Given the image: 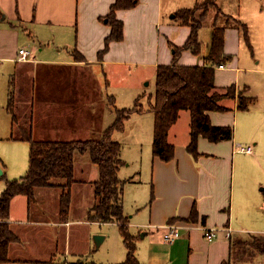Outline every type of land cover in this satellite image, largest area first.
Instances as JSON below:
<instances>
[{
  "label": "crops",
  "instance_id": "0c3cea01",
  "mask_svg": "<svg viewBox=\"0 0 264 264\" xmlns=\"http://www.w3.org/2000/svg\"><path fill=\"white\" fill-rule=\"evenodd\" d=\"M113 2L0 0V91L4 87L7 90L4 108L10 115L8 102L14 90L21 99L20 104L32 112L33 132L37 139L90 140L96 134L101 137L117 117L116 102L119 97L111 93L112 89L108 86L109 76L112 77L109 68L137 65L143 71L153 70L156 75L159 65L172 63V43L162 30L170 32L176 29L174 25L163 22L167 8L164 0H139L133 7L119 9L116 13L124 22V38L112 41L108 51L100 55L105 47V38L111 31L106 15ZM261 13L259 10L257 16ZM46 32L50 34L48 43L44 42L47 40ZM226 39L227 30L225 49ZM46 43L52 49L66 51L67 56L40 57L44 55L43 46ZM21 48L32 51L31 60L19 58ZM38 51H41L39 55ZM183 52L186 54L188 50ZM186 60L188 62L183 65H199L193 57ZM262 61L260 58L256 63ZM90 65L99 69V77L97 73L86 71ZM236 65L237 61L232 66H216V74L217 71H229L227 80L222 83L216 77L217 89L223 90L225 86L236 83L237 88H247L253 100L247 109L241 110L237 107V98H225L221 103L230 109L209 113L212 123L233 126L231 139L211 141L200 135L199 154L194 156L187 149L191 139V113L181 110L168 134V140L175 145V156L166 161L153 153V114L151 128L145 130L148 134L152 132L151 145L149 150L146 147L142 150L143 140L139 138L140 152L137 155L141 168L135 171L141 174L143 180L147 176L150 190H140L139 183L131 182L136 173L123 178L120 175L122 167L119 169V176L124 181V210L130 219V232L135 237L136 255L141 264H226L230 258L232 236L249 230L240 227L236 217V180H241L243 176L237 158L241 152L237 147L239 144H252L255 151L246 157L256 159L261 155L255 153L260 152L262 147L257 129L250 121L264 124V102L260 95L253 93L255 79H246L241 85V73L246 70ZM53 66L58 67L60 72L49 69L48 73H41L44 80H51L45 89L37 90V70ZM249 70L264 73V67L259 65L250 66ZM55 72L56 82L52 81ZM146 76L141 74L142 78ZM83 78L89 85L83 83ZM260 82L264 84V79ZM24 87L26 90L30 88L29 93ZM140 90L133 85L122 92L136 96ZM153 94L148 106L140 103L143 108L141 115H150ZM7 121L9 130L4 131L2 127L6 125L0 120V138L13 140L12 115ZM241 126L251 128L253 133L241 132ZM24 150L26 153L30 151V144L29 147L23 145ZM26 156L28 165L23 164L24 175L29 167V154ZM123 160L122 166L132 164L130 159H127L128 162ZM1 165L2 175L8 179L15 176L11 175L10 166L6 163ZM148 165H151L150 170L146 169ZM86 171V168H81L76 175L75 170L76 181L71 186V205L67 213L61 211L63 188L60 186L42 188L40 196L44 203L37 208L34 203L29 206L28 197L24 194L12 199L9 221L19 240L11 244L10 259L5 264H69L77 261H82V264H123L128 248L118 223L89 219L88 213L95 201L93 182L98 178L97 167L92 163L84 174ZM48 194L49 197L46 196ZM193 211L196 212L194 219L191 218ZM169 223L180 230V237L173 241L164 239L165 226ZM80 227L86 229L83 237L79 235ZM209 228L218 230L213 240L205 238L204 229ZM226 228H231L230 236H227ZM94 234L104 235L99 246L95 244Z\"/></svg>",
  "mask_w": 264,
  "mask_h": 264
},
{
  "label": "trees",
  "instance_id": "16d2710c",
  "mask_svg": "<svg viewBox=\"0 0 264 264\" xmlns=\"http://www.w3.org/2000/svg\"><path fill=\"white\" fill-rule=\"evenodd\" d=\"M139 0H114L110 12L106 15L111 31L105 38V47L100 55L108 51L110 43L124 38V22L117 17L119 9L135 6ZM212 8H217L223 17L234 20L235 25L242 27L249 42V27L238 18L223 11L217 0H204L191 8H181L175 14L182 25L191 26V34L181 46L174 47V58L171 64H161L157 67L154 101L150 110L155 115L153 134V153L163 160H171L175 156V145L168 140L170 127L178 120L181 110L191 113V139L187 145L188 151L196 156L199 154L198 140L204 135L211 141L231 139L232 125H217L212 123L210 111H226L229 107L223 105L224 98H234L237 85L232 83L223 90L217 89L216 66L226 63L232 56L225 51L226 26L219 23L222 18H216L212 23L208 51L204 55L203 65H183L179 59L184 50H190L200 56L202 42L199 31ZM230 21H227L229 24ZM250 43V42H249ZM173 45V44H172ZM137 98L133 107L116 108L115 122L103 131L98 139H37L33 132V115L20 104L21 99L14 90L11 91L8 110L12 115L13 139L25 140L30 144L29 167L25 175L19 179H8L5 189L0 195V264L9 261V249L19 236L13 230L9 221L12 199L18 194L28 197L29 206L37 200L38 190L51 186L63 188L61 211L67 213L71 205V186L76 181L75 154H89L91 162L98 168V178L93 182L95 201L88 215L90 220L101 222H117L128 248L127 259L123 264H141L136 255L135 237L130 232V219L123 205L124 181L119 176V169L124 164L121 157L122 144L114 138L115 131H123L125 121L134 111L143 108ZM253 97H243L237 105L241 110L247 109ZM21 113V114H20ZM153 199V196L151 197ZM192 212L191 218H195ZM249 240L232 242L231 253L235 245L244 243L253 251L264 254V233H251ZM228 260V261H229ZM227 261V262H228ZM226 262V264H228ZM82 261L69 264H82Z\"/></svg>",
  "mask_w": 264,
  "mask_h": 264
},
{
  "label": "rangeland",
  "instance_id": "374dc122",
  "mask_svg": "<svg viewBox=\"0 0 264 264\" xmlns=\"http://www.w3.org/2000/svg\"><path fill=\"white\" fill-rule=\"evenodd\" d=\"M204 0H164V5L167 6L165 8L164 12V23L170 24L171 26L174 25V29L172 31L162 30V33L168 37V39L171 41L173 45H171V51H174L175 46H181L182 43L186 41L187 35L191 34V26L188 25H182L180 20L175 17V14L177 11L181 8H191L196 6L198 2H202ZM218 5L225 11L226 13L233 15V17L240 19L244 23H246L249 27V42L247 38L245 37L244 31L242 27H239L235 25L234 20L229 17H223V14L219 13V10L217 8H212L209 12V15L207 17V20L201 27L199 31V38L202 42V50L201 55L195 56L190 50L188 52H182L181 57L179 59V63H187L188 60H186L188 57H193L195 62L201 65L204 63V55L208 51V41H209V35L212 27V23L216 18H222L219 20V23L226 26L227 30V38L226 39V53L231 55L232 58L227 61L226 63H223L227 66H232L237 61L236 67H239L243 70L241 73V85L245 82L246 79H255V92L261 97V101L264 102V84H261L260 81H262V78L264 79V73H255L253 71L249 70L250 66H256L259 65V67H264V28L262 25L264 24V0H217ZM164 6V7H165ZM259 10L262 11L261 16H257ZM227 21H230L229 24H227ZM166 28V25L164 26ZM45 40L44 42H47L50 39V34L48 32L45 33ZM167 39V38H166ZM48 43V42H47ZM43 46V52L44 55H40V57H55V55H65L67 56L66 51L64 50H56L52 49V47ZM29 47L34 48L33 45H29ZM39 48V47H38ZM38 51L37 55H39ZM189 54V55H187ZM262 58V63L257 64V59L259 60ZM187 61V62H186ZM55 65V64H54ZM218 66V65H217ZM54 68H39L38 71V78L35 80L37 85V90L45 89L48 85L47 83H50L49 81L51 78H48L47 80H44L42 76L40 75L43 72L48 73L49 69L52 71L60 72V69L56 66H53ZM140 66L134 65H126L123 66V68H109V71L112 73V77L109 76V84L108 86L112 89V92L114 95H118V100L116 102V106L118 108L123 107H132L134 105L135 98L139 95H142L140 97V103L144 105L145 107L148 106L150 95L155 92V81H156V75L154 74L153 70L147 69L146 71H143L142 69H139ZM86 71L97 73V77L100 75V71L98 68H95L94 65H90L86 67ZM56 72L53 75L52 81L56 82ZM141 74H147L146 77L142 78ZM229 74V71L223 73L218 72L216 74V77L218 78L219 83H222L223 80H227V77ZM256 74H259L260 77L254 78ZM223 75V76H222ZM225 75V76H224ZM220 79V80H219ZM83 83L87 84L86 80L82 79ZM258 82V84H257ZM227 83V82H224ZM89 85V84H87ZM136 85L139 87L140 92L136 96H130L122 91L125 88H130L131 86ZM25 91L29 93L30 88ZM26 92V93H27ZM241 96L248 97L249 93L247 88H236L235 97L238 100V103L241 99ZM41 96H39L40 98ZM230 98V97H227ZM7 99V90L6 87H4L0 91V120L2 123L6 125L5 128L2 127L4 131L9 130L7 127L8 125V116L9 113L6 112L4 105L6 103ZM225 99V98H224ZM8 101V100H7ZM150 115H141L140 111L134 112L131 115V118L127 119L125 121V128L123 131H115L114 138L121 142L123 150L121 151V157L128 162L127 159H130L132 164H125L124 166H121L122 169L120 170V175L123 178H127L131 175L135 174V177L133 181H136V183H139L138 186L141 189L144 188V190L149 191L150 190V183L147 181V176L144 177L145 180L142 179L141 174L139 172V168H141L140 160L137 153L140 152L139 145V138H142L143 142L141 143L142 150L146 147V149L149 150L151 141H152V132H145L146 128H151L152 119L151 116H154L152 111H149ZM184 112H187L190 114L189 110H185ZM21 114V113H20ZM150 118V119H149ZM184 119V116H183ZM246 123H248V120L246 119ZM253 128L257 129L258 132V138L260 140V146L262 149L260 152H255L256 154H261L256 159H251L246 157L247 154L254 153L255 149H253L252 153H240L238 154V159L240 161V167L241 171L243 172L242 179L236 180V197H234L235 200V206L237 205V221L240 227H244L249 229L248 231H245V233H238L232 236V242L241 241L244 242L245 240H249L251 233H264V124L261 122H251ZM256 124L258 125L256 127ZM252 132L253 130L251 128H245L241 126V132ZM91 138H100L97 134L95 136H91ZM248 144V143H247ZM23 145H27L29 147V142L25 140H19L15 141L14 139L9 138H0V167L1 164L6 163L8 166H10L11 175H15L12 178L19 179L22 175H24L26 170H22L23 164L27 163L28 165V159L27 156L29 154V150L27 153L23 152ZM29 157V156H28ZM92 165V162L90 160L89 154H81L76 153L75 154V170L76 175L80 173L81 168H90ZM151 165H148L146 169L150 170L149 168ZM87 171L84 173L86 174ZM2 176V174L0 173ZM97 176H98V168H97ZM11 178V177H10ZM11 178V179H12ZM142 184V185H141ZM235 188V184H233ZM5 188V182L4 179H0V195L2 191ZM45 189V188H44ZM43 189L38 190V199L34 203V207L37 208L38 206H43V200L41 199V191ZM50 196V194L46 195ZM40 198V199H39ZM128 201V199H127ZM128 205L126 204V207ZM128 210V208H126ZM129 212V210H128ZM129 215L131 213L129 212ZM85 226V225H84ZM86 233L85 227H80L79 235L81 237L84 236ZM95 235V234H94ZM251 239V238H250ZM228 264H264V254L253 251L250 247L246 246L244 243L241 245H235L233 249L232 254V262L229 260L227 262Z\"/></svg>",
  "mask_w": 264,
  "mask_h": 264
},
{
  "label": "built area",
  "instance_id": "2783aa9c",
  "mask_svg": "<svg viewBox=\"0 0 264 264\" xmlns=\"http://www.w3.org/2000/svg\"><path fill=\"white\" fill-rule=\"evenodd\" d=\"M20 53V59L22 60H31L32 59V51L27 49V48H21L19 50ZM218 67H224V64H219ZM237 149L240 152H245V153H252L253 152V145L252 144H239ZM166 230L164 233V239L166 241H173L180 237V230L178 226H176L173 223H169L165 226ZM227 231V236L231 235V228H226ZM218 230L216 228H209V229H204V235L207 240H213L216 235H217Z\"/></svg>",
  "mask_w": 264,
  "mask_h": 264
},
{
  "label": "water",
  "instance_id": "95a60500",
  "mask_svg": "<svg viewBox=\"0 0 264 264\" xmlns=\"http://www.w3.org/2000/svg\"><path fill=\"white\" fill-rule=\"evenodd\" d=\"M0 173H1V170H0ZM103 239H104V235H102V234H95L94 235L95 244L97 246H99L101 244Z\"/></svg>",
  "mask_w": 264,
  "mask_h": 264
}]
</instances>
